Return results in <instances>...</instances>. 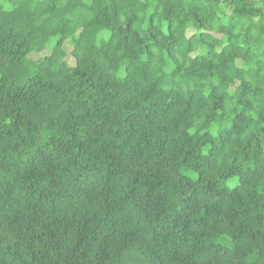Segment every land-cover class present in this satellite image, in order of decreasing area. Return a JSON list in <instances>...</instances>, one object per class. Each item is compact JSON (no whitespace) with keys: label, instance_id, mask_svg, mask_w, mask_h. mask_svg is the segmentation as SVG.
Segmentation results:
<instances>
[{"label":"trees","instance_id":"obj_1","mask_svg":"<svg viewBox=\"0 0 264 264\" xmlns=\"http://www.w3.org/2000/svg\"><path fill=\"white\" fill-rule=\"evenodd\" d=\"M0 264H264V0H0Z\"/></svg>","mask_w":264,"mask_h":264},{"label":"rangeland","instance_id":"obj_2","mask_svg":"<svg viewBox=\"0 0 264 264\" xmlns=\"http://www.w3.org/2000/svg\"><path fill=\"white\" fill-rule=\"evenodd\" d=\"M66 50H67V52H68V58H67V61H68V63L70 64V65H74V60L71 58V56H70V48L69 47H66ZM48 53H43V54H40V55H36V54H34V55H31V58H33V59H38V58H41V57H43V56H45V55H47ZM233 182H235V179L234 180H232V182L231 183H233Z\"/></svg>","mask_w":264,"mask_h":264}]
</instances>
